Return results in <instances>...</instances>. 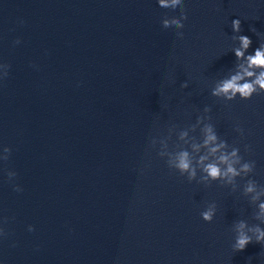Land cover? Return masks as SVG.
<instances>
[{
	"label": "clouds",
	"instance_id": "obj_1",
	"mask_svg": "<svg viewBox=\"0 0 264 264\" xmlns=\"http://www.w3.org/2000/svg\"><path fill=\"white\" fill-rule=\"evenodd\" d=\"M179 0H172V4L175 5L178 3ZM161 6H167L165 4V0H160ZM167 23V21L165 22ZM239 20L233 21L234 30H239ZM241 48L246 50L251 45V39L248 36H241ZM235 55L237 58H242L244 56V51L241 49H236ZM248 67L243 69V74L237 73L236 75L232 76L230 79L225 80L222 82V84L215 90L214 95H219L221 93H224L228 96V99H232L236 94H239L241 98L248 99L251 94L256 90V86H259L261 89H264V48H257L254 55H249L247 57ZM262 69L259 72V75L256 76L255 80L253 82H245L243 84L239 83L240 80L244 78V76L252 77L255 75L254 71H250L249 69ZM230 94V95H229ZM215 140L214 135H209L208 139L205 141L207 144L209 141ZM212 151H216V149H212ZM187 153H182L180 155L179 164L178 167L182 170H187L189 168V161L187 159ZM235 155V153H233ZM221 161H227V156H221ZM247 167V165H245ZM205 171L208 172V174L216 178L220 175V169L214 165L209 164L206 166ZM228 172H231L235 174L234 169L229 165ZM251 191V189H249ZM262 210H264V205H261ZM204 218L206 220L211 219L210 213H204ZM264 238V232L260 233V236L257 237L258 240ZM250 243V238L247 236L241 235L237 240V249L240 251H243L246 246Z\"/></svg>",
	"mask_w": 264,
	"mask_h": 264
}]
</instances>
